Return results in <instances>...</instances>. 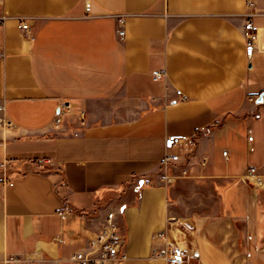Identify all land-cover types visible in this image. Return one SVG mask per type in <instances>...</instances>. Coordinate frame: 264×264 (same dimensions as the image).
<instances>
[{
    "label": "crops",
    "instance_id": "0c3cea01",
    "mask_svg": "<svg viewBox=\"0 0 264 264\" xmlns=\"http://www.w3.org/2000/svg\"><path fill=\"white\" fill-rule=\"evenodd\" d=\"M0 16V264H73L108 209L112 264H166L164 244L264 264V0H0ZM168 134L196 137L164 170Z\"/></svg>",
    "mask_w": 264,
    "mask_h": 264
},
{
    "label": "built area",
    "instance_id": "2783aa9c",
    "mask_svg": "<svg viewBox=\"0 0 264 264\" xmlns=\"http://www.w3.org/2000/svg\"><path fill=\"white\" fill-rule=\"evenodd\" d=\"M250 9L254 8L252 1L248 2ZM89 9L88 3H85V10ZM254 12L250 14L253 16ZM3 22V17L0 16V24ZM18 28L24 32H29L30 24L27 18H20L17 24ZM257 26L252 19L244 22V36H245V51L246 55L250 56L255 48ZM119 35H123L124 31L119 30ZM152 75L155 79L162 77L160 71H153ZM180 94V90H176ZM185 97V96H183ZM257 96H249L248 99L255 101ZM66 108L67 105L63 104ZM59 114L54 120V123L59 122ZM10 125V122L0 115V126ZM196 134H168L164 138V156L161 160L164 170L171 164H177L181 159L182 153H189L195 144ZM248 140L252 139V134H248ZM222 154L225 156L226 151ZM0 168L5 169L4 162H0ZM260 172L256 166L250 165L246 169L243 177L247 179L253 188H258L261 185ZM163 180H169L171 175L163 173L161 176ZM68 212V208L64 207L58 214L60 217ZM117 211L108 209L105 211L102 223L98 230L89 238L83 250L72 253L66 261L73 264H112L120 258V247L124 240V235L119 231L116 224ZM161 236V234H157ZM154 255L165 260L166 264H191L198 259V251L192 248L177 246L173 244H164L154 251ZM21 259L18 256H10L5 262H18ZM47 264V263H44ZM53 264H63L61 260H56Z\"/></svg>",
    "mask_w": 264,
    "mask_h": 264
},
{
    "label": "water",
    "instance_id": "95a60500",
    "mask_svg": "<svg viewBox=\"0 0 264 264\" xmlns=\"http://www.w3.org/2000/svg\"><path fill=\"white\" fill-rule=\"evenodd\" d=\"M262 100V94L259 95V97L257 98V102H260Z\"/></svg>",
    "mask_w": 264,
    "mask_h": 264
}]
</instances>
